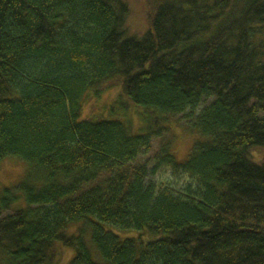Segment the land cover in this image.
I'll list each match as a JSON object with an SVG mask.
<instances>
[{
	"label": "trees",
	"instance_id": "1",
	"mask_svg": "<svg viewBox=\"0 0 264 264\" xmlns=\"http://www.w3.org/2000/svg\"><path fill=\"white\" fill-rule=\"evenodd\" d=\"M142 1L128 36L127 0H0V264H264V0ZM114 84L140 132L81 118Z\"/></svg>",
	"mask_w": 264,
	"mask_h": 264
},
{
	"label": "rangeland",
	"instance_id": "2",
	"mask_svg": "<svg viewBox=\"0 0 264 264\" xmlns=\"http://www.w3.org/2000/svg\"><path fill=\"white\" fill-rule=\"evenodd\" d=\"M130 13L126 20L128 36H141L149 27L148 11L146 4L142 0H127ZM201 105L198 111L202 108ZM82 119L88 120H120L130 123L134 132H140L144 126V119L140 109L122 92L120 86L110 85L101 94H95L89 91L86 94ZM184 120L179 116L174 118L172 128L167 136L170 138L173 152L179 160H185L193 147L197 135L190 134L183 127ZM159 139L153 140V147L156 150L160 144ZM257 154L264 156V149ZM140 162H149V169L154 166L153 153L144 155L139 159ZM27 165L19 159L7 158L0 162V183L4 186L17 184L26 173ZM150 179L159 184L164 182H176L171 170L162 168L155 174H151ZM184 177L177 181L183 183ZM74 228H70L72 231ZM125 233L122 236H126ZM132 234V233H129ZM75 255L73 247H67L63 251L59 264H69L71 258Z\"/></svg>",
	"mask_w": 264,
	"mask_h": 264
}]
</instances>
